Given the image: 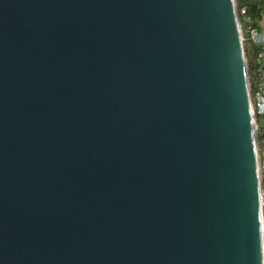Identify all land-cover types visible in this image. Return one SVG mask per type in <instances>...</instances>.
Here are the masks:
<instances>
[{
	"label": "water",
	"instance_id": "1",
	"mask_svg": "<svg viewBox=\"0 0 264 264\" xmlns=\"http://www.w3.org/2000/svg\"><path fill=\"white\" fill-rule=\"evenodd\" d=\"M0 264H264L235 0H0Z\"/></svg>",
	"mask_w": 264,
	"mask_h": 264
},
{
	"label": "built area",
	"instance_id": "2",
	"mask_svg": "<svg viewBox=\"0 0 264 264\" xmlns=\"http://www.w3.org/2000/svg\"><path fill=\"white\" fill-rule=\"evenodd\" d=\"M237 14L238 19L240 15L243 16V25L239 19L243 45L245 42H251L258 47L256 80L252 91L251 83L249 81V97L255 135L257 170L260 183L261 231L264 254V8L259 20L247 16V8L242 9L240 14L237 10Z\"/></svg>",
	"mask_w": 264,
	"mask_h": 264
},
{
	"label": "trees",
	"instance_id": "3",
	"mask_svg": "<svg viewBox=\"0 0 264 264\" xmlns=\"http://www.w3.org/2000/svg\"><path fill=\"white\" fill-rule=\"evenodd\" d=\"M237 10L240 11L247 8V16L252 17L255 20H259L261 12L264 8V0H235ZM240 22L243 25V16H239ZM245 55L247 59L248 77L251 83V91L254 88V82L256 80V69H257V53L258 47L251 42H245L244 44Z\"/></svg>",
	"mask_w": 264,
	"mask_h": 264
},
{
	"label": "rangeland",
	"instance_id": "4",
	"mask_svg": "<svg viewBox=\"0 0 264 264\" xmlns=\"http://www.w3.org/2000/svg\"><path fill=\"white\" fill-rule=\"evenodd\" d=\"M236 2V1H235Z\"/></svg>",
	"mask_w": 264,
	"mask_h": 264
}]
</instances>
